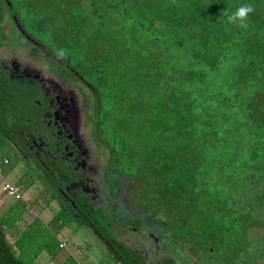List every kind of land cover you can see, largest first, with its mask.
I'll use <instances>...</instances> for the list:
<instances>
[{
  "label": "trees",
  "instance_id": "trees-1",
  "mask_svg": "<svg viewBox=\"0 0 264 264\" xmlns=\"http://www.w3.org/2000/svg\"><path fill=\"white\" fill-rule=\"evenodd\" d=\"M84 1L96 5L104 0ZM110 2L107 12L115 15L110 16L114 34L107 47L116 49L124 43L127 54L125 61L123 49L111 52L105 63L116 65L113 74L117 82L125 83V89L108 92L112 107L103 117L114 109L122 120H129L132 141H139L141 133L140 141L150 144L148 153L131 152L127 159L124 152L115 154L131 167L139 159L143 163L141 174L135 176L144 180L145 206L155 214L162 212L175 229L176 239L191 234L208 253H215L228 236L234 241L230 251L235 255L263 256L264 247L248 242L247 229L264 224V0ZM241 4L255 8L246 29L227 24L223 14ZM124 10L126 20L125 16L116 19ZM5 13L6 2L0 0V42ZM31 98L0 61V146L5 139L14 141L20 131H27L22 106L31 103ZM154 141L158 147H151ZM153 149H158L157 163ZM73 193L68 201L52 192L60 205L56 216L92 227L118 264H147L142 250L117 239L79 191ZM20 216L12 206L0 215V264H28L22 239L38 219L26 224L10 243L7 232ZM129 224L139 227L141 220L133 217ZM44 247L55 254L53 246ZM66 263L76 264L71 258Z\"/></svg>",
  "mask_w": 264,
  "mask_h": 264
},
{
  "label": "rangeland",
  "instance_id": "rangeland-1",
  "mask_svg": "<svg viewBox=\"0 0 264 264\" xmlns=\"http://www.w3.org/2000/svg\"><path fill=\"white\" fill-rule=\"evenodd\" d=\"M5 2L0 58L6 65L13 59L24 68L33 70V73H39L40 78L44 76L45 87L52 88L55 83L77 96L80 103V138L89 150V163L96 165L97 169L92 176L94 199L91 194H79L113 229L116 238L132 248L143 250L147 264H171L170 259L174 264H264V255H235L230 251L234 241H230L228 236H224L225 243L215 249V253L200 248L191 234L176 239L175 229L163 219L162 212L155 214L153 209L145 206L144 180L135 176L141 174L144 167L141 160L131 167L130 164H122V159L115 155L121 151L127 159L131 152L148 153L150 144L140 141L141 133L139 141H132L127 127L130 126L129 120H122L121 114L114 109L110 115L103 117L104 111L112 107V95L109 94L121 90V86L125 89V83L117 82L113 74L116 65L105 63L110 61L111 52L123 49L125 61L127 54L124 43L116 49L107 47L114 34L110 29V18L115 15L108 13L110 0L96 5L80 0ZM126 11L116 19L125 16V21ZM61 51L63 58L58 56ZM87 83L92 84L94 92ZM94 96L98 97V104H95ZM13 121L8 116V122L11 124ZM32 145L31 140L20 131L17 140L5 139L0 146V165L3 158L9 160V163L1 165L4 180L17 185L22 195L21 200L5 198L0 180V198L4 199L0 215H4L3 208L9 205L17 213L25 212V217L34 213L38 219L22 239L28 253L23 258L28 264H62L68 262L66 256L71 254L74 261L78 256L81 258L77 260L79 264H114L110 250L89 225L84 226L64 215L56 216L58 206L52 200V192L56 196L59 192L42 174V166L52 172L62 190L70 191V185L54 172L52 163L43 158L39 149H36V156L42 166L24 157L26 147ZM152 146L158 147V142H152ZM151 155L157 163L158 149ZM169 162L174 163L172 160ZM29 170L33 172L32 176L26 174ZM26 203L30 206L28 209L22 206ZM133 217L141 220V226L129 224V219ZM247 233L250 245L264 247V224L249 227ZM59 242H64L63 248L58 247ZM44 245L54 247L56 255H50ZM13 247L18 251L16 245L13 244Z\"/></svg>",
  "mask_w": 264,
  "mask_h": 264
},
{
  "label": "flooded vegetation",
  "instance_id": "flooded-vegetation-1",
  "mask_svg": "<svg viewBox=\"0 0 264 264\" xmlns=\"http://www.w3.org/2000/svg\"><path fill=\"white\" fill-rule=\"evenodd\" d=\"M0 61L7 69L10 78L19 81L22 87H26L27 94L32 96L31 103L22 106L28 126L27 131L23 130V132L34 144L32 147H26L24 157L42 166L36 156V149H39L43 158L52 163V169L57 175L62 176V173L68 175V177L65 176V179H71L70 181L66 180L70 185V191H64L60 185L59 188H56L51 183L45 172L55 179L54 175L42 166V174L49 180L52 188H56L59 195L68 201L70 200L69 196H74L73 191H79L86 195L91 194L94 199L92 176L97 173V169L96 165L89 163V150L85 147L83 139L80 138V103L77 96L71 90L59 87L55 83L52 88L45 87L42 79L45 78L44 76L40 78L39 73H33V70L24 68L13 59H10L8 65L1 58ZM87 85L90 89L92 88L90 84L87 83ZM94 98L96 99V96ZM97 235L99 236L98 233ZM233 252L235 254V251ZM110 253L112 254L111 251Z\"/></svg>",
  "mask_w": 264,
  "mask_h": 264
},
{
  "label": "crops",
  "instance_id": "crops-1",
  "mask_svg": "<svg viewBox=\"0 0 264 264\" xmlns=\"http://www.w3.org/2000/svg\"><path fill=\"white\" fill-rule=\"evenodd\" d=\"M0 180H2V184H3V182H10V181H8V180H4V176L2 175V177L0 178ZM10 183H12V182H10ZM3 191V190H2ZM3 194L5 195V198H7L8 196L3 192ZM52 200L53 201H55L56 202V204H57V206H58V209H57V211H59V209H60V205H59V203H58V201H57V199H53L52 198ZM3 204H4V199L3 198H0V207H3ZM30 206H29V204L28 203H26V209H28ZM10 208V206L9 205H7V206H5V208H3L4 210H3V212L5 213L8 209ZM25 215V212H23L22 214H21V216H20V218H18L15 222H14V224H13V226L8 230V232H7V238H8V240H9V242L10 243H14V241L19 237V235L25 230V228H26V224H29V223H31L32 221H33V219L35 218V214L34 213H32V215H28V216H24ZM84 226H88V225H86V224H83ZM91 228V227H90ZM92 230V229H91ZM93 231V230H92ZM93 233H94V231H93ZM95 234V233H94ZM103 243V242H102ZM101 243V244H102ZM64 242H59L58 243V247L59 248H63L64 247ZM103 246V245H102ZM103 249H104V251H105V248H104V246H103ZM27 253V252H26ZM108 254V253H107ZM54 255H56V253L54 254ZM53 255V256H54ZM112 256V258H114V256L113 255H111ZM73 257V255H71V254H69V255H67L66 256V260L68 259V258H72ZM75 259H79V260H81V258L78 256L77 258H75ZM76 260V261H77ZM75 261V262H76ZM64 263V262H63ZM62 263V264H63ZM77 263H78V261H77ZM79 264V263H78ZM114 264H118L117 262H115V259H114Z\"/></svg>",
  "mask_w": 264,
  "mask_h": 264
},
{
  "label": "clouds",
  "instance_id": "clouds-1",
  "mask_svg": "<svg viewBox=\"0 0 264 264\" xmlns=\"http://www.w3.org/2000/svg\"><path fill=\"white\" fill-rule=\"evenodd\" d=\"M175 3V0H173ZM255 11V8L252 4H241L236 7L234 11L224 10V16L226 18V23L229 25H236L239 28L246 29L248 27V20L250 14ZM59 58H63L64 53L61 51L58 53Z\"/></svg>",
  "mask_w": 264,
  "mask_h": 264
},
{
  "label": "built area",
  "instance_id": "built-area-1",
  "mask_svg": "<svg viewBox=\"0 0 264 264\" xmlns=\"http://www.w3.org/2000/svg\"><path fill=\"white\" fill-rule=\"evenodd\" d=\"M7 163H9L8 158H3L1 161V165H5ZM1 165H0V178L2 177V166ZM2 190L8 197H11L16 200L22 198L19 187L15 185L14 183H10L7 181L3 182Z\"/></svg>",
  "mask_w": 264,
  "mask_h": 264
}]
</instances>
